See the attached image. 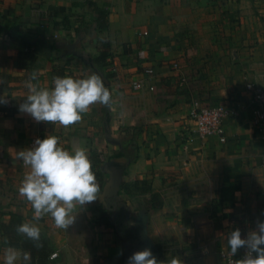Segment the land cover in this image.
<instances>
[{"label": "crops", "instance_id": "1", "mask_svg": "<svg viewBox=\"0 0 264 264\" xmlns=\"http://www.w3.org/2000/svg\"><path fill=\"white\" fill-rule=\"evenodd\" d=\"M103 50L111 56L100 67ZM56 64L64 76L99 74L111 106H92L68 128L20 112L25 82L36 73L34 84L51 87ZM148 67L154 90H134ZM248 81L264 88V0H0V96L9 100L0 104V264L6 248L21 250L3 234L13 215L47 234L56 264H128L108 221L113 195L158 261L225 264L217 251L230 249L228 234L245 238L264 221V140ZM214 104L238 112L225 120L226 142L190 131V111ZM35 134L59 137L70 152L84 147L92 161L101 195L77 206L68 229L50 215L34 221L19 196L29 168L17 153Z\"/></svg>", "mask_w": 264, "mask_h": 264}, {"label": "clouds", "instance_id": "2", "mask_svg": "<svg viewBox=\"0 0 264 264\" xmlns=\"http://www.w3.org/2000/svg\"><path fill=\"white\" fill-rule=\"evenodd\" d=\"M37 79L33 73L25 82L28 89L26 99L20 103L19 111L30 115L37 123H51L65 128L82 121L84 114L92 106L110 107L112 92L104 79L93 72L86 78L56 76L51 87L34 84ZM7 96H0V104H8ZM18 158L29 168L18 188L19 196L24 198L33 209V220L50 215L58 229H68L74 224L73 215L77 206L83 208L95 202L101 195L100 185L93 171L92 161L84 147L73 151L60 145L57 136L48 135L36 139L34 146L20 150ZM18 235L33 242L37 249L43 247L41 228L32 221L16 226ZM227 244L231 255L235 256L241 248L246 254L236 264H264V221H258L255 230L242 238L240 229L228 234ZM255 253V255H253ZM30 251L14 247L4 250L3 264H31ZM128 264H184L179 257L158 261L150 248L132 254Z\"/></svg>", "mask_w": 264, "mask_h": 264}, {"label": "built area", "instance_id": "3", "mask_svg": "<svg viewBox=\"0 0 264 264\" xmlns=\"http://www.w3.org/2000/svg\"><path fill=\"white\" fill-rule=\"evenodd\" d=\"M144 34L146 35L148 32L145 31ZM143 73L147 76V79L141 78L132 81V88L136 91H145L147 89L153 91L155 87L149 83V80H152L156 76L155 69L148 67ZM245 86L246 90L251 94L253 129L264 140V88L250 81ZM237 115L238 112L226 104L194 107L189 113L191 134L197 135L202 139L217 136L220 141L226 142L225 120ZM38 138L44 139L45 137L42 134L33 135L28 142V148L33 147L35 140ZM246 251L245 248H241L235 256L231 255L230 249H219L217 252L225 264H236L237 260L245 256ZM57 256L58 253L54 252L50 258L55 259Z\"/></svg>", "mask_w": 264, "mask_h": 264}, {"label": "trees", "instance_id": "4", "mask_svg": "<svg viewBox=\"0 0 264 264\" xmlns=\"http://www.w3.org/2000/svg\"><path fill=\"white\" fill-rule=\"evenodd\" d=\"M103 17H101L102 20L101 23H99V26L106 27V21L103 20ZM107 47L109 48V44L106 43V48ZM110 56L111 53L108 50H103L96 57L95 62L100 67L106 66L109 64L107 59ZM64 71V65H54L52 71L53 79L56 76L64 77ZM104 201L106 207L112 210L113 213L112 217L108 221L110 222L117 238L128 249L126 256V260L128 261L132 254L143 250L141 245L143 240V227L142 225H133L130 223V207L127 202L121 199L118 195L107 196L105 197ZM153 201L155 204L154 207H158V204H156L158 202L156 194L153 195ZM19 224H22V217L19 215H13L9 224L3 226V234L7 237L8 241L18 242L21 246V251H30L32 256L31 264H56V261L50 258L51 254L55 252V248L47 234L41 230V240L43 242V247L37 249L33 246L32 241L17 234L15 229Z\"/></svg>", "mask_w": 264, "mask_h": 264}, {"label": "water", "instance_id": "5", "mask_svg": "<svg viewBox=\"0 0 264 264\" xmlns=\"http://www.w3.org/2000/svg\"><path fill=\"white\" fill-rule=\"evenodd\" d=\"M143 241V240H142ZM141 245H142V242H141ZM143 247V246H142ZM143 249H144V247H143Z\"/></svg>", "mask_w": 264, "mask_h": 264}, {"label": "rangeland", "instance_id": "6", "mask_svg": "<svg viewBox=\"0 0 264 264\" xmlns=\"http://www.w3.org/2000/svg\"><path fill=\"white\" fill-rule=\"evenodd\" d=\"M57 258H58V256L55 259H57Z\"/></svg>", "mask_w": 264, "mask_h": 264}]
</instances>
